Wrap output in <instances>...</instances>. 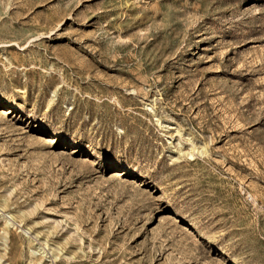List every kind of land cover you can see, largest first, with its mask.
<instances>
[{
	"label": "rangeland",
	"instance_id": "1",
	"mask_svg": "<svg viewBox=\"0 0 264 264\" xmlns=\"http://www.w3.org/2000/svg\"><path fill=\"white\" fill-rule=\"evenodd\" d=\"M0 264H264V0H0Z\"/></svg>",
	"mask_w": 264,
	"mask_h": 264
},
{
	"label": "bare ground",
	"instance_id": "2",
	"mask_svg": "<svg viewBox=\"0 0 264 264\" xmlns=\"http://www.w3.org/2000/svg\"><path fill=\"white\" fill-rule=\"evenodd\" d=\"M48 143L53 144L54 141L53 140H49ZM169 219L170 220H174V216L170 215L169 216ZM176 224H180V222L178 221V219H176ZM184 229H188V228L185 227Z\"/></svg>",
	"mask_w": 264,
	"mask_h": 264
}]
</instances>
